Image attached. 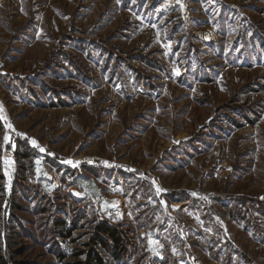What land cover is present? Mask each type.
Returning a JSON list of instances; mask_svg holds the SVG:
<instances>
[{
    "label": "rangeland",
    "instance_id": "374dc122",
    "mask_svg": "<svg viewBox=\"0 0 264 264\" xmlns=\"http://www.w3.org/2000/svg\"><path fill=\"white\" fill-rule=\"evenodd\" d=\"M0 177L7 264H264V0H0Z\"/></svg>",
    "mask_w": 264,
    "mask_h": 264
},
{
    "label": "trees",
    "instance_id": "16d2710c",
    "mask_svg": "<svg viewBox=\"0 0 264 264\" xmlns=\"http://www.w3.org/2000/svg\"><path fill=\"white\" fill-rule=\"evenodd\" d=\"M21 148L19 144V148L14 150L15 158L19 163L29 158V150L27 148ZM1 191L2 186L0 184V192ZM80 221L81 218L71 220V222H67L66 219L56 218L54 219L53 228L59 236L67 238L72 235L74 230L81 227L79 226L81 225ZM126 242L124 230L118 226L110 225L106 221L95 220L89 238L84 243V249L79 250L76 254L77 256L83 255V259H75L72 262H63L62 264H119V261L126 253ZM105 254L110 255L111 261L105 259ZM0 264H7V260L2 255L0 256Z\"/></svg>",
    "mask_w": 264,
    "mask_h": 264
},
{
    "label": "crops",
    "instance_id": "0c3cea01",
    "mask_svg": "<svg viewBox=\"0 0 264 264\" xmlns=\"http://www.w3.org/2000/svg\"><path fill=\"white\" fill-rule=\"evenodd\" d=\"M176 211L175 210H170L168 209V212L171 213V215H173V213ZM155 231H152L150 236H149V239H151V245H150V252L152 253V255H156L158 257H160V260L163 259V255H164V244L159 240L158 237H156V235L154 234ZM199 258H184V259H181L179 261V264H201V262H199ZM203 264V263H202Z\"/></svg>",
    "mask_w": 264,
    "mask_h": 264
},
{
    "label": "built area",
    "instance_id": "2783aa9c",
    "mask_svg": "<svg viewBox=\"0 0 264 264\" xmlns=\"http://www.w3.org/2000/svg\"><path fill=\"white\" fill-rule=\"evenodd\" d=\"M180 226H181L182 230H186L187 229V226H186V224L184 222H181Z\"/></svg>",
    "mask_w": 264,
    "mask_h": 264
}]
</instances>
